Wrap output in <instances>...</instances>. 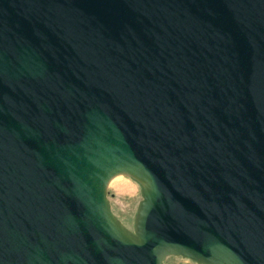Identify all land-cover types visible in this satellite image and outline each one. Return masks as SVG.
<instances>
[{
  "label": "water",
  "instance_id": "95a60500",
  "mask_svg": "<svg viewBox=\"0 0 264 264\" xmlns=\"http://www.w3.org/2000/svg\"><path fill=\"white\" fill-rule=\"evenodd\" d=\"M171 255L264 264V0H0V264Z\"/></svg>",
  "mask_w": 264,
  "mask_h": 264
},
{
  "label": "rangeland",
  "instance_id": "374dc122",
  "mask_svg": "<svg viewBox=\"0 0 264 264\" xmlns=\"http://www.w3.org/2000/svg\"><path fill=\"white\" fill-rule=\"evenodd\" d=\"M111 210L129 230L134 229V219L141 200L140 185L127 176L113 178L108 186ZM182 257L168 256L163 264H185Z\"/></svg>",
  "mask_w": 264,
  "mask_h": 264
},
{
  "label": "flooded vegetation",
  "instance_id": "af4514ba",
  "mask_svg": "<svg viewBox=\"0 0 264 264\" xmlns=\"http://www.w3.org/2000/svg\"><path fill=\"white\" fill-rule=\"evenodd\" d=\"M179 257H181V256H179ZM182 259L185 261V262H184L185 264H201V263H198V262H196V261H193V260H191V259H189V258H184V257H182Z\"/></svg>",
  "mask_w": 264,
  "mask_h": 264
}]
</instances>
